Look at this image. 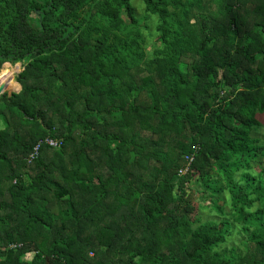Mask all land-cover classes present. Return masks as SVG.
<instances>
[{
	"label": "trees",
	"instance_id": "trees-1",
	"mask_svg": "<svg viewBox=\"0 0 264 264\" xmlns=\"http://www.w3.org/2000/svg\"><path fill=\"white\" fill-rule=\"evenodd\" d=\"M143 3L0 0V264H264V0Z\"/></svg>",
	"mask_w": 264,
	"mask_h": 264
},
{
	"label": "rangeland",
	"instance_id": "rangeland-1",
	"mask_svg": "<svg viewBox=\"0 0 264 264\" xmlns=\"http://www.w3.org/2000/svg\"><path fill=\"white\" fill-rule=\"evenodd\" d=\"M130 1H131L132 5L134 6L136 16L141 18L145 14L143 0H130ZM153 18H155V15L153 16ZM150 26H151V23L149 24V27ZM151 40H153V38L149 37L147 34V43H148L147 48L148 49L151 48V43H152ZM3 69H7V71L12 73V80L14 81V85H12V87H10V88L9 87L5 88V92L11 93V92L18 91L20 89V84L16 81V73H18L21 70V63L16 62V63L12 64V63L5 62L2 64V66L0 68V73H1V71H3ZM261 132H264V127L260 128V131L257 133L258 136H261V134H262ZM189 187L192 190V198H193V201L195 202L194 204H197L198 202H200L199 196L202 194V185L201 184H194L191 182V183H189ZM229 190H230V188H229ZM207 202H208V200L205 199L204 201H202L201 204L206 205ZM231 203H232V205L235 204V202H233V201ZM196 209L199 212V209L198 208H196ZM204 211H207V210L204 209ZM31 255H32L31 253H28L25 257L30 258Z\"/></svg>",
	"mask_w": 264,
	"mask_h": 264
},
{
	"label": "built area",
	"instance_id": "built-area-1",
	"mask_svg": "<svg viewBox=\"0 0 264 264\" xmlns=\"http://www.w3.org/2000/svg\"><path fill=\"white\" fill-rule=\"evenodd\" d=\"M43 143H45V144H47V145H49V146H51V147H57V146L60 145V142H59V141H56V140H54V139H52V138H49V137L44 138L43 140H39V141L33 146L32 151L30 152V154H29V156H28V160H29V161L33 160V159L38 155L39 150H40V146H41V144H43ZM187 159H188V163L186 164L185 167H183V168H181V169L179 170V173H180V174H185V173L187 172L188 168H189V165L191 164L192 157H188Z\"/></svg>",
	"mask_w": 264,
	"mask_h": 264
},
{
	"label": "water",
	"instance_id": "water-1",
	"mask_svg": "<svg viewBox=\"0 0 264 264\" xmlns=\"http://www.w3.org/2000/svg\"><path fill=\"white\" fill-rule=\"evenodd\" d=\"M20 71H21V70H20ZM20 71H19V72H20ZM19 72H18V73H19ZM18 73H16V76L18 75ZM5 88H6V87H5V84H4L3 82H1V83H0V96H1L2 93L5 92ZM18 91H19V90H18ZM18 91H15V92H18Z\"/></svg>",
	"mask_w": 264,
	"mask_h": 264
}]
</instances>
